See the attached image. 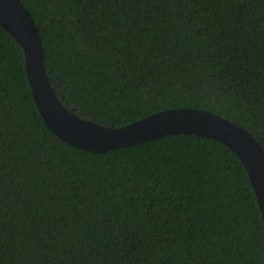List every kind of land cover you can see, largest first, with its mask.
<instances>
[{"label":"trees","instance_id":"16d2710c","mask_svg":"<svg viewBox=\"0 0 264 264\" xmlns=\"http://www.w3.org/2000/svg\"><path fill=\"white\" fill-rule=\"evenodd\" d=\"M22 2L73 113L123 127L202 109L264 148V0ZM0 264H264V218L244 163L212 138L103 153L62 140L0 25Z\"/></svg>","mask_w":264,"mask_h":264},{"label":"water","instance_id":"95a60500","mask_svg":"<svg viewBox=\"0 0 264 264\" xmlns=\"http://www.w3.org/2000/svg\"><path fill=\"white\" fill-rule=\"evenodd\" d=\"M0 25L22 45L36 104L48 126L62 140L83 150L103 153L169 135L212 138L228 146L244 163L264 218V148L248 129L196 108L168 109L123 127L82 118L67 108L54 91L39 27L22 0H0Z\"/></svg>","mask_w":264,"mask_h":264}]
</instances>
